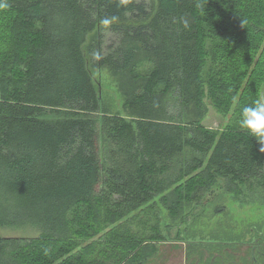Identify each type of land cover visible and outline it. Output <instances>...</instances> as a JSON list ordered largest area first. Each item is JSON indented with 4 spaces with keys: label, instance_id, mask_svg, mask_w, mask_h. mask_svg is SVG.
<instances>
[{
    "label": "trees",
    "instance_id": "1",
    "mask_svg": "<svg viewBox=\"0 0 264 264\" xmlns=\"http://www.w3.org/2000/svg\"><path fill=\"white\" fill-rule=\"evenodd\" d=\"M0 25V227L40 230L0 236V264H144L167 237L158 195L185 222L211 176L264 193V145L240 124L264 86V0H0ZM104 66L130 121L103 103Z\"/></svg>",
    "mask_w": 264,
    "mask_h": 264
},
{
    "label": "rangeland",
    "instance_id": "2",
    "mask_svg": "<svg viewBox=\"0 0 264 264\" xmlns=\"http://www.w3.org/2000/svg\"><path fill=\"white\" fill-rule=\"evenodd\" d=\"M2 19L6 20L7 15H4ZM111 37L110 34L108 38ZM85 50H88V45H85ZM92 75L99 86V91H102L103 103L113 105L117 110L123 109V96L119 92L120 74L116 75L108 66H104L93 68ZM261 98H264V86ZM208 104L209 113L203 123L211 129L222 130L229 115L219 114L209 101ZM186 111L192 113L194 108H188ZM101 114L102 112H96L94 117L99 118ZM66 115L67 112L64 110L60 114L53 112L48 117L56 119L58 116ZM121 116L129 121L132 120L125 108ZM100 146L104 152L107 151L103 142ZM186 155V158L191 157L188 153ZM171 166L177 168L176 163H171L168 166L169 169L164 170L169 171L164 174L167 177L173 174L174 170ZM215 180L213 176L206 180L207 183L214 181L215 186L212 189L215 191L201 193L192 189L185 194L187 197L184 205L182 204L179 217H182L181 219L185 222L171 217L162 202L164 194L153 198L151 201L153 208L150 212H157L156 214L161 218L159 224L167 237L166 240L155 242L157 253L144 264H264V238L262 237L264 236V193L259 188L250 189L245 182L241 184L243 190L241 194L225 193L222 184ZM165 193L172 194L170 190ZM206 200H209L208 204L205 203ZM137 213L138 211L129 217L134 219L133 222L142 220V215L137 216L138 218L134 215ZM169 224L172 227H169ZM133 226L135 230L139 228V224L134 223ZM39 233V229L31 226L0 227V236H36ZM256 245L261 247V251H258ZM254 246H256L255 250Z\"/></svg>",
    "mask_w": 264,
    "mask_h": 264
},
{
    "label": "clouds",
    "instance_id": "3",
    "mask_svg": "<svg viewBox=\"0 0 264 264\" xmlns=\"http://www.w3.org/2000/svg\"><path fill=\"white\" fill-rule=\"evenodd\" d=\"M104 23L108 21L105 20ZM240 124L264 145V98H258L251 105L242 108Z\"/></svg>",
    "mask_w": 264,
    "mask_h": 264
},
{
    "label": "flooded vegetation",
    "instance_id": "4",
    "mask_svg": "<svg viewBox=\"0 0 264 264\" xmlns=\"http://www.w3.org/2000/svg\"><path fill=\"white\" fill-rule=\"evenodd\" d=\"M256 246H257V245H256ZM256 246L253 247L254 250H255V247H256ZM257 247H258V251H259V250L261 249V247H260V246H257ZM256 251H257V248H256ZM260 251H261V250H260ZM212 263H213V262H212Z\"/></svg>",
    "mask_w": 264,
    "mask_h": 264
}]
</instances>
